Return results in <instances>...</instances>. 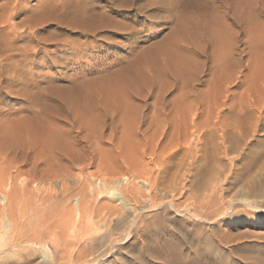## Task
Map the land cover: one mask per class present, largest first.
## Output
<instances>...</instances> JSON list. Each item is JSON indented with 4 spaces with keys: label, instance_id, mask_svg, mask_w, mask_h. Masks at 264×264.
<instances>
[{
    "label": "rangeland",
    "instance_id": "374dc122",
    "mask_svg": "<svg viewBox=\"0 0 264 264\" xmlns=\"http://www.w3.org/2000/svg\"><path fill=\"white\" fill-rule=\"evenodd\" d=\"M79 1L67 5V0H0V137L9 136L10 128L21 117L31 119L42 111L45 101L51 104L50 82L68 89L75 78L86 75L85 79H91L115 70L174 37L179 40L175 44L179 56L193 61L192 80L170 83V72L169 78L143 85L142 90L154 107L162 97L173 105L183 100V110L179 111H188L187 129L172 123L160 130L164 135L157 134L155 122V129L151 125L132 127L133 134L121 123L112 129L111 124L106 127L86 121L87 115L86 120L77 115L80 127L84 121L100 126L91 128L86 122L87 130L74 126L75 136L88 134L90 138L76 145L71 172L64 161L53 168L44 164L37 156L39 147L29 144L28 135L14 139L17 149L13 144L12 149L0 146V264H264V90L261 82L255 81L257 68H264V32L253 33L246 26L257 22L264 25L260 0H81L94 4V14L99 16H80L84 21L80 29L67 23L74 19L71 12ZM193 2L201 3L199 9L204 12L193 8ZM49 5L60 7L54 10L61 18ZM177 10L170 16L175 21H170L169 15ZM192 10L197 11L200 22H207V29L201 28L196 34L193 28L198 20L190 15ZM211 14L217 17L213 22ZM228 14L237 25L223 35L211 24L224 18L231 22ZM66 15L71 19L65 23ZM55 18L58 22L63 18L67 26L59 25ZM101 18L109 21L104 25L106 21ZM181 19L196 21L186 23L187 28L179 32L185 26ZM173 26L179 37H173ZM123 27H127L125 32ZM256 34L257 39L262 35L260 43ZM226 44L233 46L232 51ZM36 91L45 96L40 92L42 97L37 96ZM50 104L45 105L48 109L45 107L43 114L54 110ZM153 106L144 113L156 117ZM238 117L244 119L242 126L245 124L248 132L233 146L223 133L227 129L238 131ZM144 128L146 137L138 136L143 139L137 144L134 135H141ZM207 131H213L209 148L203 143ZM200 135L202 144L197 143ZM165 137L174 145L168 147Z\"/></svg>",
    "mask_w": 264,
    "mask_h": 264
},
{
    "label": "bare ground",
    "instance_id": "6f19581e",
    "mask_svg": "<svg viewBox=\"0 0 264 264\" xmlns=\"http://www.w3.org/2000/svg\"><path fill=\"white\" fill-rule=\"evenodd\" d=\"M70 1V0H69ZM68 0H67V3L69 2ZM73 1V0H72ZM72 1H70L69 3H73ZM77 1V0H76ZM76 1L74 0V2L76 3ZM79 1V0H78ZM111 1V0H110ZM114 1V0H113ZM129 1V0H128ZM163 2L165 1H167V0H162ZM162 1L160 2V3H162ZM196 1V0H195ZM198 1V0H197ZM124 2V1H123ZM132 2H133V0H132ZM172 2V1H171ZM225 2V1H224ZM242 2V1H241ZM247 2H248V0H247ZM263 6L261 7V13L260 14H262L263 16H264V0H260L259 1ZM63 3H65V2H62V4ZM67 4V5H72V4ZM118 3V2H117ZM126 3V2H125ZM128 3V2H127ZM159 3V4H160ZM167 3V2H166ZM199 2H193L191 5L193 6V8H196V10H198L199 9V4L201 5V3H203L202 1H201V3H199ZM74 4V3H73ZM114 4V3H113ZM123 4V3H122ZM151 4V3H150ZM149 4V5H150ZM153 4V3H152ZM52 5H53V3H52ZM65 5V4H64ZM63 5V6H64ZM117 5H120V4H116V6ZM127 5V4H126ZM146 5V4H145ZM145 5H143L144 7H145ZM188 5V4H187ZM191 5H190V8L191 9H193L192 7H191ZM56 6V5H55ZM66 6V5H65ZM75 6V5H74ZM120 6H124V4L123 5H120ZM119 6V7H120ZM130 6V5H129ZM133 6V5H132ZM154 6V5H153ZM49 7H50V10H51V8H52V10L53 11H56V10H54V9H57V7H59V6H56V8H54L53 9V6H51V5H49ZM48 7V8H49ZM62 7V6H61ZM69 7V6H68ZM76 8V10L74 11V9L72 10V11H74L73 13L71 12V14H73L74 15V19H72V21L70 20V19H68V16L69 15H66V17H67V19H64L63 20V18H62V20L66 23L67 21H65V20H70V22L68 21L67 23L68 24H70L71 22H72V24H70L71 26L72 25H77L78 26V28L79 27H82L83 26V22L84 21H82L83 20V17L81 18L80 16H83V14H93V15H98L97 13L96 14H94L95 12H97V11H95V9L93 10L92 8H94V7H96L94 4L92 5L91 3H87V1H85V2H82L81 0L79 1V3L77 2V5L75 6ZM149 7V6H148ZM150 7H152V6H150ZM185 7H187L186 9L188 10V7H189V5L188 6H185ZM185 7H184V13H185ZM203 7V6H202ZM60 8V7H59ZM64 8V7H63ZM62 8V9H63ZM66 8V10H67V7H65ZM65 8H64V10H65ZM137 8V7H136ZM140 8V10H141V6L139 7ZM189 8V9H190ZM201 8V7H200ZM204 8L205 7H203V10H204ZM61 9V10H62ZM71 9V8H70ZM70 9H68L67 11H69ZM122 9V8H121ZM143 9V8H142ZM149 9V8H148ZM202 9V8H201ZM201 9H199V10H201ZM214 9H216V8H214ZM58 10V9H57ZM60 10V9H59ZM137 10V9H136ZM194 10V9H193ZM192 10V11H193ZM193 11L194 13H192L191 14V12H189L190 13V15H194V17H197L196 19L199 21H197L196 23H195V27L193 28L194 29V31H195V34L197 33V31L199 30V29H204L205 27H206V24H207V22H204V21H201L200 22V20H199V16H198V14H196V16H195V12H197V11ZM199 10H198V12H199ZM217 10V9H216ZM49 11V10H48ZM95 11V12H94ZM102 11V10H101ZM138 11V10H137ZM136 11V12H137ZM142 11V10H141ZM140 11V12H141ZM144 11V10H143ZM142 11V12H143ZM179 11H182L181 10V8L179 9ZM189 11V10H188ZM188 11H186V12H188ZM50 12L51 11H49L48 13L50 14ZM57 12V11H56ZM84 12V13H83ZM100 12V11H99ZM104 12V11H103ZM183 12H181V13H183ZM201 12H204V11H202L201 10ZM206 12V11H205ZM218 11H216V13L215 14H218L217 13ZM240 12V11H239ZM43 13V12H42ZM52 13V12H51ZM54 13V12H53ZM60 12H57L56 14H59ZM68 13V12H67ZM101 13V12H100ZM176 13H178V10H177V12H175V14H170L169 15V17L171 16V15H176ZM180 13V14H181ZM188 13V14H189ZM207 13V12H206ZM45 15L47 14L46 12L44 13ZM49 14H48V16H49ZM56 14H55V16H56ZM65 14V11H64V13H63V15ZM68 14H70V13H68ZM103 14V13H102ZM107 14V13H106ZM179 14V16H181L182 17V15H180ZM186 14V13H185ZM185 14H183V16H185ZM203 14V13H202ZM208 15H210L209 13H207ZM259 14V15H260ZM45 15H43V17L45 16ZM53 15V14H52ZM62 15V14H61ZM73 15H71L72 17H73ZM104 15H105V13H104ZM103 15V16H104ZM153 15V14H152ZM151 15V16H152ZM178 15V14H177ZM187 15V14H186ZM212 16H213V14H211ZM222 15V14H221ZM221 15H219V16H221ZM224 15H226L225 14V12H224ZM223 15V16H224ZM230 14H228V16H229ZM231 15H233V14H231ZM256 15H258V14H256ZM261 15V16H262ZM47 16V15H46ZM47 16V17H48ZM54 16V15H53ZM54 16V17H55ZM59 16V18H61L60 17V14L58 15ZM99 16V15H98ZM97 16V17H98ZM102 16V15H101ZM100 16V17H101ZM106 16H108V15H106ZM105 16V17H106ZM110 16V15H109ZM154 16V15H153ZM202 16H204V15H201L200 17L202 18ZM206 16V18H208L210 21H211V19L212 18H214L215 19V17H216V15H214L213 17L212 16H210L211 17V19H210V17H208L207 15H205ZM227 16V17H228ZM234 16V15H233ZM39 17H41V18H39V19H42V16H40L39 15ZM46 17V18H47ZM51 17V16H50ZM54 17H52L53 18V21H54ZM62 17H64V16H62ZM89 17V15L86 17V18H88ZM96 17V16H95ZM95 17L93 16V19H95ZM100 17H99V20H100ZM132 17V16H131ZM155 17V16H154ZM188 17V16H187ZM230 17V16H229ZM259 17V16H258ZM45 18V17H44ZM45 18V19H46ZM85 18V17H84ZM110 18V17H109ZM113 17L111 16V19H112ZM166 18V17H165ZM174 17L172 16V18L170 17V21H172V19H173ZM176 18H180V17H176ZM182 18H184V17H182ZM186 18V17H185ZM189 18H191V17H189ZM204 18V17H203ZM205 18V19H206ZM217 18V17H216ZM220 18V17H219ZM222 18H224V17H222ZM257 18V17H256ZM32 19V18H31ZM51 19V18H50ZM97 19V18H96ZM105 19V20H104ZM103 20H102V18H101V20L102 21H106V18H104ZM115 19V18H114ZM167 19V18H166ZM177 19V20H178ZM225 19V18H224ZM223 19V20H224ZM227 19V18H226ZM224 20V22H222V24L220 23L221 21H223L222 19L220 20L219 19V23H220V26L221 27H218L217 25H219V23L218 24H216L215 22V24L216 25H214V24H211L212 25V28H214L215 30H219V31H221V33L223 32V31H231L232 29H233V27L235 26V25H237V21H236V19L234 18V17H230V19H231V22H229L228 20ZM36 20V19H35ZM35 20H33V21H35ZM38 20V19H37ZM52 20V19H51ZM59 20V19H58ZM61 20V19H60ZM62 20H61V22H62ZM84 20H86V19H84ZM88 20V19H87ZM98 20V19H97ZM113 20V19H112ZM111 20V21H112ZM176 20V21H177ZM180 20V19H179ZM185 20V19H184ZM194 20V19H193ZM192 20V23L193 22H195L196 20H194L193 21ZM218 20V19H217ZM257 20H259V19H257ZM55 21L56 22H58L57 21V19L55 18ZM93 21V20H92ZM101 21V22H102ZM107 21H109V19L107 20ZM107 21L106 22H104V25L107 23ZM110 21V22H111ZM174 21H175V18H174ZM181 21H183V19H181ZM187 21V20H186ZM190 21V20H189ZM206 21V20H205ZM214 20L212 19V22H213ZM60 22V21H59ZM58 22V24L60 25L61 24V22L59 23ZM87 22V21H86ZM89 23H91V21H90V19H89V21H88ZM87 22V23H88ZM94 22V21H93ZM92 22V23H93ZM100 22V21H99ZM100 22V23H101ZM114 22H116V20L114 21ZM114 22H112V23H114ZM117 22H119V21H117ZM117 22L115 23L116 24V26L118 27V25H117ZM184 22V21H183ZM183 22H180V21H177V24L179 23H183ZM252 22V21H251ZM257 22V21H256ZM65 23H63L62 22V24H63V26H64V24ZM95 23V22H94ZM121 23V22H120ZM186 23L187 24H192L191 22L189 23V22H184L183 24H185V26L182 24V26H184V27H182V28H180L178 31L179 32H181L180 30H185L186 28H187V26H186ZM210 23V22H209ZM208 23V24H209ZM253 23V22H252ZM257 23H259V22H257ZM251 24V26H249V25H246V26H248L249 27V29L248 30H251L253 33H259V34H261V33H263L264 32V25L263 24ZM262 23H264V22H262ZM61 24V25H62ZM97 24H99L98 22H97ZM97 24H94V25H97ZM128 24V23H127ZM175 24V23H174ZM177 24H176V26H177ZM178 24V25H179ZM249 24V23H248ZM66 26H67V24H65ZM90 25V24H89ZM94 25H92V27H94ZM103 24H101V26H102ZM103 25V26H104ZM108 25H109V23H108ZM121 24H119V26H120ZM129 25V24H128ZM65 26V27H66ZM99 26H100V24H99ZM113 26H115L114 24H112V27ZM122 26H124L123 25V23H122ZM175 26V27H176ZM191 26V25H190ZM209 26H210V24H209ZM68 27H70V26H68ZM67 27V28H68ZM86 27H87V25H86ZM127 27H129V26H127ZM127 27H123L124 29V32H125V28H127ZM131 27V26H130ZM130 27L128 28V29H130ZM175 27L173 26L172 28H174L175 29ZM188 27H189V25H188ZM191 27H193V25L191 26ZM70 28H72V27H70ZM75 28V27H74ZM97 28V27H96ZM99 29L100 28H102L103 29V27H98ZM107 28V27H106ZM106 28H104L105 30H106ZM110 28H111V25H110ZM115 27H113V29H114ZM179 28V27H178ZM246 28V27H245ZM80 29V28H79ZM82 29V28H81ZM90 29V28H89ZM87 30V31H90V30ZM92 29H94V28H92ZM109 29V28H108ZM116 29H118V28H116ZM133 29V28H132ZM174 29H172V32H173V30ZM176 29H175V33L173 34L172 33V35H173V37L174 36H176L177 35V33H176ZM190 29H192V28H190ZM192 29V30H193ZM205 29H207V27L205 28ZM208 29H209V27H208ZM211 29V28H210ZM72 30V29H71ZM74 30H76V29H74ZM118 30H122V29H118ZM140 30V29H139ZM78 31V30H77ZM80 31V30H79ZM82 31H85L86 32V28H84V30H82ZM81 31V32H82ZM95 31V30H94ZM97 31V30H96ZM126 31H127V29H126ZM129 31V30H128ZM132 30H130V32H131ZM134 31V30H133ZM132 31V32H133ZM194 31H192V32H194ZM202 31V30H201ZM200 31V32H201ZM204 31V30H203ZM211 31V30H210ZM218 31V32H219ZM246 31V30H245ZM251 31H249V32H251ZM136 32H137V30H136ZM140 32V31H139ZM138 32V33H139ZM186 32V31H185ZM185 32H184V35H185ZM190 32V31H189ZM192 32H190L189 34H191ZM200 32H198L199 34H200ZM233 32V31H232ZM84 33V32H83ZM89 33H93V32H89ZM88 33V34H89ZM211 33H212V31H211ZM216 34H217V31L215 32ZM219 34V35H222V34ZM131 34V33H130ZM188 34V33H187ZM232 33H230V35H231ZM258 34V35H259ZM31 35V34H30ZM132 35V34H131ZM136 35V34H135ZM138 35V34H137ZM180 35V34H179ZM182 35V34H181ZM180 35V36H181ZM184 35H183V37H184ZM218 35V36H219ZM224 35V34H223ZM227 34H225V36H226ZM32 36V35H31ZM170 36H171V34H170ZM170 36H169V38H170ZM193 36H194V34H193ZM262 35H260V37H261ZM172 37V36H171ZM176 37H179V36H176ZM187 37H189V36H187ZM195 37V36H194ZM193 37V38H194ZM197 35H196V38L195 39H197ZM214 37H215V35H214ZM217 37V36H216ZM228 37V36H227ZM260 37L257 39V34H256V39H257V41H259V43L261 42V40H260ZM31 37H29V39H30ZM33 38V37H32ZM192 38V39H193ZM221 38L223 39V36H221ZM230 38H232V37H230ZM230 38H228V39H230ZM168 39V38H167ZM171 39V38H170ZM179 39H182V38H179ZM185 40L186 39H190V38H184ZM184 39H183V41H184ZM218 39V38H217ZM256 39H255V42L257 43V41H256ZM176 40H178L177 38H175L174 37V40L173 39H171V40H167L166 41V39H164L163 40V42H161V43H159V42H157V43H159V44H157V46H155V47H153V48H151L150 50H147V53H146V51H145V54H138L135 58H133L130 62H128L126 65H124V66H121V67H119V68H117V69H115V70H112V71H106L105 73H100L98 76L96 75V77L95 78H93V77H91V79L89 78H87V79H85V76L84 77H82L81 76V78H75V79H73V80H76V81H73V83L72 84H70V85H72V87H68V89H65V87L64 88H62V86H56V85H54V83L53 82H50V91L52 92V100H50V101H55V102H53L55 105H53L52 104V102H51V104L48 102H46L45 100V102L47 103V105L45 104V102H44V104L42 103V105H44L43 107L45 108L46 106H48V104H50V105H52L53 106V108H54V112L52 111V110H50L48 113H46V114H43L42 113V111H43V109H42V111L40 110H36L37 112H38V114L36 113L33 117L32 116H29V118H31V119H27V117H26V119H25V117H24V119H23V117H21L22 119H21V121L19 120V121H17V123L16 124H14V125H12V126H14V127H11L10 128V132L11 133H8V132H6V133H8L9 134V136H7V137H5L4 136V133H3V136L4 137H0V146L2 147V148H5V149H9V148H11L12 149V147H13V145H16V143L15 144H13V141H15L14 139H19V140H21L22 138H23V136H29L28 138L30 139L29 140V144L31 143V144H33V145H37L38 147H39V151L37 152V156L39 157V158H41L42 159V162L44 163V164H46V165H49V166H51L52 168L55 166V165H57L58 163H60V161H61V163L64 161V162H66V164L68 165V172H71V167H72V162L75 160V158H76V155H75V149H76V145H80V142L81 141H86V140H88L90 137V135H88V134H86V135H88V136H86L85 134L84 135H82V136H78V135H76L75 136V134H73L74 133V126H78L79 128H83L84 126H85V124L87 123L88 124V122H86V121H92V122H97V123H100V124H102L103 126H111L112 125V129L113 128H115V127H113V125L114 124H116V123H121V124H123L124 125V128H125V126L127 127V128H130V129H128L129 131L132 129V127L135 129V127H136V129L137 128H139V127H142L143 125H151V127L153 126V128L155 129L156 127L154 126L155 125V122H156V126H157V129H158V132H157V134L159 133V132H162V131H160V130H162L164 127H166V126H169L170 124H172V123H174V124H176L177 125V128H178V126H180V128H183V126L184 125H186L187 126V123H188V116H186V115H188V111H186L187 113L186 114H184V113H182V112H180L179 110H183L182 108H181V105L183 104V100H180V101H178L175 105H173L171 102H166L165 101V99L162 97V99H159V101L157 102V103H159V104H156V106L154 107L150 102H148V99H149V96H147V95H145V94H143V90H142V87H143V85L145 86H147V85H149V84H155L156 82H158L159 80H160V78L162 79V78H169V73L171 72L172 73V77L170 76V78L172 79V81L170 82V83H176V84H178V83H180V84H187V83H189L190 82V80L188 81L187 79L188 78H190V76L192 77V72H193V70H192V66L191 65H194V64H192V62L191 63H189L190 62V59H189V62H188V59H187V61H185L184 60V58H181V56H179V48H178V46L177 47H175L176 45V43L179 41H176ZM191 40V39H190ZM214 40V39H213ZM218 40H221V39H218ZM223 40H225V42H226V37L223 39ZM222 40V41H223ZM231 40V39H230ZM233 40V39H232ZM198 41H199V39H198ZM222 41H220L221 43H222ZM228 41V40H227ZM187 43H189L188 41H186ZM195 42H197V41H195ZM194 42V40H193V43H195ZM220 42H217V44L218 43H220ZM263 42V41H262ZM221 43H220V45H221ZM224 43V42H223ZM228 43L230 44L231 42L230 41H228ZM258 43V44H259ZM11 44V43H10ZM84 44V43H83ZM82 44V45H83ZM177 44H179V42L177 43ZM182 44V43H181ZM232 44H233V42H232ZM231 44V45H232ZM257 44V45H258ZM263 44V43H262ZM262 44H261V46H262ZM8 45H9V43H8ZM27 45V44H26ZM195 45H197L196 43H195ZM219 45V47L221 48V46ZM223 45H225V44H222V46ZM226 45H228V44H226ZM260 45V44H259ZM5 46V45H4ZM12 46V48H13V45H11ZM10 46V47H11ZM76 46V45H75ZM78 46V45H77ZM81 46V45H80ZM85 46H87V45H85ZM174 46V47H173ZM198 46V45H197ZM263 46H264V44H263ZM262 46V47H263ZM7 47V46H6ZM10 47H8L9 49H10ZM14 47H15V45H14ZM18 47H20V46H18ZM31 47V46H30ZM32 47H33V45H32ZM84 47V46H83ZM191 47V46H190ZM196 47V46H195ZM194 47V48H195ZM228 47H229V45L227 46V48H226V46L224 47V48H226V49H228ZM233 47V46H232ZM232 47H229V49H231ZM21 48V47H20ZM22 48H24V47H22ZM25 48H26V46H25ZM176 48V50H174ZM197 48V47H196ZM220 48H219V51H220ZM223 48V47H222ZM223 48V49H224ZM4 49H6V48H4ZM9 49H7V50H9ZM75 49V48H74ZM83 49V48H82ZM178 49V50H177ZM187 49H188V46H187ZM191 49V48H190ZM190 49H188V50H190ZM11 50V49H10ZM15 49H13V51H14ZM17 51H18V48L16 49ZM72 50V49H71ZM81 50V49H80ZM182 50V49H181ZM196 50V49H195ZM194 50V51H195ZM183 51V50H182ZM185 51V50H184ZM191 51V50H190ZM193 51V50H192ZM231 51H232V49H231ZM73 52H74V50H73ZM72 52V53H73ZM187 52V51H186ZM221 52V51H220ZM223 52V54H224V52L225 51H222ZM222 52H221V54H222ZM226 52H228V50L226 51ZM84 53V52H83ZM181 53V52H180ZM188 53V52H187ZM192 54H194V52H191ZM195 53H196V51H195ZM228 53H230V52H228ZM190 54V53H189ZM191 54V55H192ZM199 54V53H198ZM79 56H81L80 54H78ZM182 57H183V52H182ZM227 54H225V56H226ZM229 55V54H228ZM51 56V55H50ZM87 56V55H86ZM162 56H164V58H162ZM55 57V56H54ZM45 58V57H44ZM51 60H52V58L51 57H49ZM57 58V57H56ZM77 58V57H76ZM79 58V57H78ZM81 58V57H80ZM46 59V58H45ZM54 60H56L55 58H53ZM58 59V58H57ZM72 59V58H71ZM73 59H74V57H73ZM72 59V60H73ZM79 60V59H78ZM80 62H82V61H79L78 63H80ZM91 62V61H90ZM69 65V64H68ZM67 67H69L70 68V66H67ZM193 68H195V66H193ZM195 70L196 69H194V72H195ZM257 77H256V79H255V81H256V83H258V82H261V85H262V87H263V90H264V68H260V67H258L257 68ZM79 77V76H78ZM194 77V76H193ZM74 78V77H73ZM164 78V79H165ZM195 78V77H194ZM194 78H193V80H194ZM191 80H192V78H190ZM170 81V80H169ZM168 81V82H169ZM167 82V81H166ZM170 83H168V84H170ZM69 85V86H70ZM138 86H140V89L138 88ZM49 87V86H48ZM47 87V88H48ZM258 87L256 86V89H257ZM37 92V91H36ZM38 92H40V91H38ZM37 92V93H38ZM41 93V92H40ZM40 93H38L37 94V96L39 95V96H41L42 95V93H41V95H40ZM34 94V93H33ZM36 94V93H35ZM51 94V93H50ZM50 94H48V95H50ZM36 96V95H35ZM43 96V95H42ZM41 96V97H42ZM45 96V95H44ZM43 96V97H44ZM51 97V96H50ZM47 98V100H48V98L49 97H46ZM33 99H34V97L31 99L32 101H33ZM40 98L38 97L37 98V100H39ZM42 99V98H41ZM51 99V98H50ZM42 101V100H41ZM40 101V102H41ZM49 101V100H48ZM33 102H35V101H33ZM32 102V103H33ZM255 102V101H254ZM37 103V102H36ZM35 104V103H34ZM33 104V105H34ZM40 104V103H39ZM170 104H172V107L171 108H169V109H167L168 108V106L170 105ZM38 105V104H37ZM42 105H40V107H42ZM46 105V106H45ZM49 105V106H50ZM52 106H51V108H52ZM151 106H153V108H155V113H156V117H152V116H150V115H148V114H145L144 112V109L145 108H149V107H151ZM39 107V108H40ZM47 109H48V107H46ZM50 108V107H49ZM52 108V109H53ZM57 108V110H55ZM58 108H59V110H58ZM46 109V110H47ZM176 111L175 113H173V111ZM186 110V109H185ZM35 111V112H36ZM44 112V111H43ZM33 113H34V111H33ZM42 113V114H41ZM174 115H173V114ZM77 115H79V116H81V119H85V115H87V120L86 121H84V124H83V126L81 125V127L79 126L80 124L78 123L79 122V120H78V118H77ZM153 115V114H152ZM154 116V115H153ZM238 119H239V121H237V123L238 124H240V127L238 128V131H236V132H234L233 130L231 131V130H229V129H227L226 131H224V133H223V135H224V139L225 140H228L231 144H233V146H234V142H241L242 141V139L243 138H245V136L247 135V132H248V130H247V128L245 127V124H244V126H242L243 125V122H245L244 121V119L242 118V117H238ZM64 122V125H60L61 123H59V122ZM86 122V123H85ZM4 123V122H3ZM15 123V122H14ZM78 123V124H77ZM13 124V123H12ZM77 124V125H76ZM90 124V125H89ZM88 124V126H90L91 128H92V126H93V124L91 125V123H89ZM100 124H99V126H100ZM111 124V125H110ZM153 124V125H152ZM182 124H183V126H182ZM6 125V124H5ZM96 125V124H95ZM95 125L93 126V127H95ZM1 126V125H0ZM10 126H11V124H10ZM98 126V124L96 125V127ZM98 126V127H99ZM173 126V128H175L174 127V125H171L170 127H172ZM200 126V125H199ZM3 127V126H2ZM2 127H0V129L2 128ZM5 127V126H4ZM6 127H7V125H6ZM5 127V128H6ZM86 127H87V125H86ZM119 127V126H118ZM147 127H149V129H151L150 128V126H147ZM185 127V126H184ZM85 128V127H84ZM117 128V127H116ZM119 128H121V126L119 127ZM152 128V129H153ZM176 128V129H177ZM180 128H178V129H180ZM186 129H187V127H185ZM184 128V129H185ZM196 128H198L199 129V127H198V124H197V126H196ZM232 128V127H231ZM9 129V128H8ZM86 130L88 129V127L87 128H85ZM84 129V130H85ZM90 129V128H89ZM141 129V128H140ZM145 129H147V128H144V130H143V133L141 134V135H138L137 134V132L135 133V141H137V144H138V141H139V144L141 143V139H143V138H145L146 137V133H147V130L145 131ZM176 129H174V131H178V129L176 130ZM185 129V130H186ZM198 129H196V131L198 130ZM233 129V128H232ZM6 130H7V128H6ZM6 130H4V131H6ZM83 130V129H82ZM83 130V131H84ZM118 130V129H117ZM123 130V129H122ZM182 130V129H181ZM114 131H116V130H114ZM145 131V132H144ZM163 131H164V129H163ZM166 131V130H165ZM123 132V131H122ZM124 132H126V129H125V131ZM128 132V131H127ZM131 132H133V130H131ZM135 132V131H134ZM134 132H133V134H134ZM169 132V131H168ZM181 132V131H180ZM186 132V131H185ZM184 132V134L186 135L187 133H185ZM87 133V132H86ZM173 133H175V132H173ZM7 134V135H8ZM90 134V133H89ZM97 134V133H96ZM96 134H94V136L92 137L93 139L95 138H97V136H96ZM126 134V133H125ZM161 134H163V132L161 133ZM180 134V133H179ZM183 133H181L180 135H182ZM98 135V134H97ZM128 135V134H127ZM164 135V134H163ZM166 135H168V134H166ZM172 135V134H171ZM171 135H169V136H171ZM174 136H175V134H173ZM177 133H176V136H175V138L173 137V139H175L176 140V137H177ZM203 135V134H202ZM124 136V135H123ZM134 136H132L131 135V137H132V139H133V137ZM143 137V138H139V137ZM169 136H167V137H169ZM201 136V135H200ZM125 137H126V135H125ZM163 137V136H162ZM172 137H170L169 139H172ZM182 137V136H181ZM212 137H213V131H207L205 134H204V142L203 143H205L206 144V147H208V146H210L209 144V142L212 140ZM100 138V137H99ZM121 138V137H120ZM122 138H124V137H122ZM129 139H130V137H128ZM166 138V137H165ZM202 138H203V136H201V137H197V139H198V142L197 143H199L200 141H202ZM126 139V138H125ZM167 139V140H166ZM166 139H164V142H160L161 144H163V143H165L166 141H168L169 142V140H168V138H166ZM19 140H17V141H19ZM124 139H122L121 141H123ZM161 140L163 141V138H161ZM166 140V141H165ZM174 140V142L176 143L177 142V140L175 141ZM187 140H188V138H187ZM186 140V141H187ZM121 141H119L120 143H121ZM125 141H127V140H125ZM190 141H192V140H190ZM128 142H130V141H128ZM132 142V141H131ZM21 143V142H20ZM19 142L17 143V144H19V145H22V144H20ZM22 143H23V140H22ZM24 143H25V141H24ZM23 143V144H24ZM123 143H127V142H123ZM201 144H202V142H200ZM13 144V145H12ZM166 144H168V147H169V145L171 146V145H174V143L173 142H169V143H166ZM181 144V143H180ZM184 144H186V143H184ZM190 144V143H189ZM24 145H26V144H24ZM122 145H124V144H122ZM182 145H183V143H182ZM188 145V144H187ZM199 145V144H198ZM197 145V146H198ZM167 146V145H166ZM203 146H204V148H205V145L203 144ZM231 146V145H230ZM229 146V147H230ZM17 147V145L15 146V149H17L16 148ZM36 146H33V148H35ZM175 147V146H174ZM182 147V146H181ZM216 147V146H215ZM235 147H237V146H235ZM14 148V147H13ZM30 148H31V146H30ZM180 148V147H179ZM203 148V147H202ZM209 148V147H208ZM207 148V149H208ZM230 148H232V147H230ZM32 149V148H31ZM206 149V148H205ZM235 149V148H234ZM33 150H35V149H33ZM11 151V150H10ZM170 151V150H169ZM123 152V151H122ZM121 152V153H122ZM10 153V152H9ZM123 155V154H122ZM167 155V154H166ZM146 183V184H145ZM144 185H149V183L148 182H145L144 181ZM118 194V193H117ZM120 194V193H119ZM119 198V197H118ZM121 199H122V197H120ZM122 201H123V199H122Z\"/></svg>",
    "mask_w": 264,
    "mask_h": 264
}]
</instances>
